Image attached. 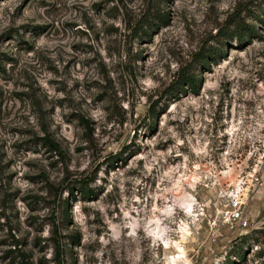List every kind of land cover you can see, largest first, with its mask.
<instances>
[{"label": "rangeland", "instance_id": "374dc122", "mask_svg": "<svg viewBox=\"0 0 264 264\" xmlns=\"http://www.w3.org/2000/svg\"><path fill=\"white\" fill-rule=\"evenodd\" d=\"M0 264H264V0H0Z\"/></svg>", "mask_w": 264, "mask_h": 264}, {"label": "trees", "instance_id": "16d2710c", "mask_svg": "<svg viewBox=\"0 0 264 264\" xmlns=\"http://www.w3.org/2000/svg\"><path fill=\"white\" fill-rule=\"evenodd\" d=\"M254 31L255 30L252 27L241 25V26L236 27L233 33L235 37L237 38L238 42L242 43L245 40L246 35L247 34L252 35ZM220 52H222L220 51V49L215 50V51L213 49L211 51L209 49H205V50L200 51L197 54V58L201 63H203L204 65L205 64L207 65L208 61H217V55H219L218 53ZM199 82L200 80L196 76L189 74V73L188 74L181 73L178 75L177 79L172 84V86L176 87V89H172V86H171L167 89L168 91L167 93L170 96H172V100H175L179 97V94H181V91H184L183 90L184 86L189 88L190 91L196 92L199 86ZM51 144L53 145V143ZM53 147L56 148L55 145H53ZM79 189H80L79 194L82 195V197H85L90 194V190L87 189L85 185L81 186ZM57 251H58V248H57Z\"/></svg>", "mask_w": 264, "mask_h": 264}, {"label": "built area", "instance_id": "2783aa9c", "mask_svg": "<svg viewBox=\"0 0 264 264\" xmlns=\"http://www.w3.org/2000/svg\"><path fill=\"white\" fill-rule=\"evenodd\" d=\"M231 209H232V214L229 218V220H231L232 218L235 220L241 219V204L238 200H235L232 205H231Z\"/></svg>", "mask_w": 264, "mask_h": 264}]
</instances>
